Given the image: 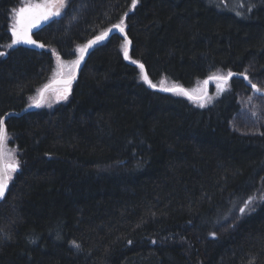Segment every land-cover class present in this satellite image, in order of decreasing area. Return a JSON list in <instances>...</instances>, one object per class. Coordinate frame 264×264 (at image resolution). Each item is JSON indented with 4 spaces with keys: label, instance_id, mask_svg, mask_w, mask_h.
<instances>
[{
    "label": "trees",
    "instance_id": "obj_1",
    "mask_svg": "<svg viewBox=\"0 0 264 264\" xmlns=\"http://www.w3.org/2000/svg\"><path fill=\"white\" fill-rule=\"evenodd\" d=\"M36 1L0 0V117L71 76L77 49L125 13L128 58L151 84L201 96L229 71L264 80V0H66L33 30L41 50L9 47ZM124 49L112 33L66 99L5 118L3 159L19 168L0 202V264H264V126H231L239 93L262 94L238 76L199 100L154 90Z\"/></svg>",
    "mask_w": 264,
    "mask_h": 264
},
{
    "label": "snow or ice",
    "instance_id": "obj_2",
    "mask_svg": "<svg viewBox=\"0 0 264 264\" xmlns=\"http://www.w3.org/2000/svg\"><path fill=\"white\" fill-rule=\"evenodd\" d=\"M137 4V0H132V7L134 8ZM66 7V0H43L42 3L37 4H28L24 7H21L19 11L16 13L17 15V22L16 25L13 26L11 30L12 39L9 47H14L17 44L25 43V44H36L37 42L32 39L30 35V31L32 28L39 25L42 21H47L54 16H58L61 14V11ZM250 6V9L251 10ZM127 13H125L124 17H121L118 24L112 25L113 29L119 30V32L125 31V17ZM110 31V30H109ZM108 35V31L101 33L93 40H89L87 44L83 47L77 49L80 53L79 57L73 62L74 65L78 66L80 61L83 59L84 53L90 48L92 45L97 43L98 41L103 40ZM127 38L125 37V58L128 57V49H127ZM43 47V45H39ZM0 55H4V53H0ZM141 69H143V65H140ZM233 73L229 71L227 75L217 77V79L224 81L225 83L232 77ZM245 79H248V76L245 74ZM73 77L68 76L66 79H61L58 81L63 88L62 91L59 93V99H66L68 92L70 90L71 82ZM143 79L149 83L152 87H156V85L151 84V81L148 80L147 75L143 76ZM47 87V85L45 86ZM252 88L258 92H264V89L258 88L256 84H252ZM166 91H180L183 92V89L178 88H168L165 89ZM223 90V89H221ZM187 95V93H184ZM6 128L4 126V118L0 117V144H2L6 139ZM19 168L18 162H12L8 164L2 163V156H0V198H4L6 190L8 189L9 182L12 180V173H15ZM261 199H264V196H261ZM253 200V197H249L247 201L244 202L245 206L240 207L239 211L241 214H244L247 208V205L250 204ZM211 235L215 236V233ZM131 243V241H129ZM72 246L74 248H79V245L76 244L74 241L72 242Z\"/></svg>",
    "mask_w": 264,
    "mask_h": 264
},
{
    "label": "water",
    "instance_id": "obj_3",
    "mask_svg": "<svg viewBox=\"0 0 264 264\" xmlns=\"http://www.w3.org/2000/svg\"><path fill=\"white\" fill-rule=\"evenodd\" d=\"M45 22H47V21H42L40 24H42V23H45ZM39 24V25H40ZM39 25H37L36 27H34V28H32L31 29V31H30V35H31V37H32V39L33 40H35L37 43L36 44H25V43H21V45H23V46H25V47H28V48H31V49H35V50H37V51H39V50H41V48L42 47H40L39 45H43V43L40 41V40H37L36 38H34L33 36H32V32H33V30L35 29V28H37ZM110 30V31H109ZM106 31H108V35L103 39V40H101V41H98L97 43H95L94 45H92L90 48H88V50L84 53V56H83V59L80 61V63H79V65L78 66H76L75 65V70H74V73L71 75L72 77H73V79H72V82H71V86H72V84L77 80V77H78V74H79V71H80V68H81V66H82V64H83V62H84V60L86 59V57H87V55H88V53L90 52V50L96 45V44H98V43H100V42H102V41H104L105 39H107L112 33H114V32H119V30H117V29H113L112 28V26L110 27V28H108ZM105 32V31H104ZM103 33V32H102ZM123 36H124V38L126 37L127 38V49H128V54H129V50H130V47H131V42H130V40H129V38L127 37V35H126V32L124 31V32H120ZM101 34V33H100ZM100 34H98V35H96V36H94L93 38H91L90 40H93V39H95L97 36H99ZM88 43V42H87ZM86 43V44H87ZM124 56H125V53H124ZM128 61H130L129 60V58L127 57L126 58ZM131 63H134V62H132V61H130ZM134 64H136V65H142V64H140V63H134ZM143 76L144 75H147V73H146V71H145V69H144V66H143ZM233 73V75L232 76H238V77H242L246 82H248V84H250L251 86H252V84H254V83H252L249 79H245L244 78V75H241V74H245V75H247L246 73H242V72H232ZM248 76V75H247ZM148 77V76H147ZM217 77H221V76H219V75H216V76H210V77H208L206 80H205V92H204V94L203 95H201V96H194V95H192L191 93H189L184 87H182V86H173V87H170V88H178V89H183L184 91V93H187V96L190 98V99H193V100H199V99H204L206 96H207V94H208V92H209V83L211 82V81H213V80H217V81H222V80H219V79H217ZM67 77H63V76H61V75H59V76H57L56 78H54L52 81H50V82H47L46 84H44L43 86H42V88L40 89V91H39V93H38V97L32 102V103H30L29 105H27L25 108H23L21 111H14V110H12V111H8V112H6L2 117L4 118V126H5V118H7L9 115H22L23 113H25V112H27V111H31V110H33V109H35V108H37V107H39L40 105H42L43 103H44V100H45V98H46V95L50 92V91H53L54 89H57V88H63V86L60 84V83H58V81H60L61 79H66ZM231 78V77H230ZM229 78V79H230ZM148 80H149V78H148ZM150 81V80H149ZM146 82V81H145ZM222 82H224V81H222ZM147 83V82H146ZM47 85V87H45ZM147 85L150 87V88H152V89H154V90H159V91H164V92H172V91H166L165 89H168V88H162V87H158V86H156V87H152L149 83H147ZM71 86H70V89H71ZM256 91V90H255ZM258 92V91H257ZM260 94H262V95H264V92H259ZM5 128H6V126H5ZM2 145H3V143L2 144H0V156H2V163L3 164H5V161H4V159H3V152H2ZM7 191V190H6ZM2 199L3 198H0V202L2 201Z\"/></svg>",
    "mask_w": 264,
    "mask_h": 264
},
{
    "label": "rangeland",
    "instance_id": "obj_4",
    "mask_svg": "<svg viewBox=\"0 0 264 264\" xmlns=\"http://www.w3.org/2000/svg\"><path fill=\"white\" fill-rule=\"evenodd\" d=\"M43 0H38L34 3L28 2L23 5L22 7L28 4H37L42 3ZM20 9V8H19ZM59 72H57L56 77ZM54 77V78H56ZM53 78V79H54ZM261 89H264V80L256 82ZM224 86V83L220 81L217 85L218 90H221ZM62 91V88L54 89L50 91L44 100L47 106H52L55 101L59 100L58 95ZM71 90H69L68 95L70 94ZM67 95V97H68ZM240 103V109L233 117L231 121V126L234 130L245 133V134H257L260 130V126H264V96L259 95L258 93L252 91L248 94L239 93L238 97ZM14 153L7 150L5 156L6 164L12 163L15 161Z\"/></svg>",
    "mask_w": 264,
    "mask_h": 264
},
{
    "label": "bare ground",
    "instance_id": "obj_5",
    "mask_svg": "<svg viewBox=\"0 0 264 264\" xmlns=\"http://www.w3.org/2000/svg\"><path fill=\"white\" fill-rule=\"evenodd\" d=\"M39 27V26H38ZM171 87H173V86H171ZM162 88H170V87H162Z\"/></svg>",
    "mask_w": 264,
    "mask_h": 264
}]
</instances>
